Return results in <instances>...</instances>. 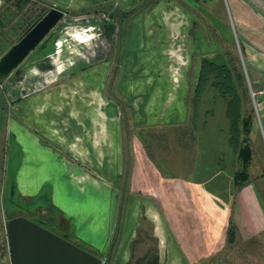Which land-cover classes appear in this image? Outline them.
<instances>
[{"label":"rangeland","instance_id":"374dc122","mask_svg":"<svg viewBox=\"0 0 264 264\" xmlns=\"http://www.w3.org/2000/svg\"><path fill=\"white\" fill-rule=\"evenodd\" d=\"M208 1L143 0L129 8L100 3L64 11L40 0H20L18 4L8 0L4 3L1 8L5 13L0 16V57L51 8L62 12L39 43L8 73L0 74V208L5 219L29 216L31 214L26 213L34 210L43 218L46 212L41 207L50 204L49 175L42 184L38 176V185L29 188L30 192L23 196L15 192L10 195L12 188L7 185L1 202L4 178L12 181L22 157L13 138L5 137V123L15 121L25 128H33L37 150L45 156L49 154V139H62L63 132L68 131L67 126L75 125L77 121L76 117L67 118L63 107L71 110L83 107L84 111L74 113L82 123L90 121L88 115H94L95 120L117 124L116 129L111 126L108 131L114 135L118 154L115 161L103 152L94 161L88 160L89 173L106 185L103 188L113 190V193L103 190L110 207L107 211L100 210L93 202L81 207L79 218H73L69 223L68 235L77 237L79 240L73 243L97 257L100 264H147L153 256L157 258L155 264H173L163 251L158 257L157 240L142 212L137 214L138 223L135 222L127 244L123 242L119 246L132 153L143 151L147 157L149 154L153 162L150 168L154 167L164 175L154 152L159 154L166 146L164 150L170 153L172 148L167 146V141L171 139V143L182 144L188 166L192 162L199 166L208 160L218 168V164L222 165L223 169H219L231 179L239 169V163L227 142L224 103L209 84L193 101L202 58L211 60L213 57L215 62H225L233 66L234 71L242 73L243 85L238 86L237 92L244 93V110L250 120L256 121L255 104L264 99V79L251 83L247 77L245 56L224 0H213L210 9L206 6ZM55 3L60 5L59 1L55 0ZM152 25L166 29V47L147 48L151 36H156L155 31L148 33ZM181 40L184 46L180 45ZM57 42L59 46L56 47ZM158 52V56L164 58H155L147 64ZM177 100H181V105L175 107L180 108V115L172 110L171 104ZM178 116L184 125L177 130L169 129L166 122L178 120ZM149 124H155V127L147 126ZM71 127L68 128L71 130ZM249 138L252 157L247 167V179L256 180L264 211V178L256 179L260 171L264 177V140L259 126L254 134L250 125ZM56 151L67 157L65 152ZM47 171L49 174V165ZM150 182L153 181L146 179L147 184ZM224 211L215 204L212 227L210 221L202 226L199 216L196 217L193 230L200 248L195 253L202 251L200 240L208 239L209 230L211 246L204 256L189 258L181 253V264H264V229L248 239L241 240L235 233L233 239L227 240L228 224H225V216L221 217ZM100 214L102 218L105 215L109 218L101 243L88 227ZM3 235L1 229L0 241ZM93 241L101 244L100 247L92 248ZM2 251L6 255L5 264H9L6 247ZM191 252L193 254V249Z\"/></svg>","mask_w":264,"mask_h":264},{"label":"crops","instance_id":"0c3cea01","mask_svg":"<svg viewBox=\"0 0 264 264\" xmlns=\"http://www.w3.org/2000/svg\"><path fill=\"white\" fill-rule=\"evenodd\" d=\"M6 1L8 0H0V16H4L3 13L5 12L1 7ZM22 1L30 2L31 0ZM40 1L64 11L66 8L76 10L100 3H105L106 5L113 4L117 8H129L143 0H56L60 2V5L56 4L55 0L51 2L49 0ZM208 2L206 6L210 9L213 5V0H209ZM224 3L234 24L235 33L245 56V66L248 70L246 73L248 74L247 77L251 83L263 80L264 0H224ZM207 12L210 13L208 10ZM163 28L153 26L152 29L148 30L149 34L155 31L156 34H154L156 36H151L147 48L162 49L167 46L164 34L166 33V29ZM180 45L184 46L182 40ZM158 55L159 52L157 55H153L156 57H151V60L146 63L149 64L148 62H152L155 58H164ZM212 58L211 60L214 61ZM157 59L155 62H157ZM215 63L220 64V62ZM130 83L132 84L133 82L131 81ZM177 93L180 95L182 92ZM143 94L144 92L141 93L142 96ZM174 96L176 95L174 94ZM171 105L174 107L172 109L173 112L177 111L180 115V108L177 107L176 109L175 107L176 105H181V100H177ZM63 109H65L64 112L67 118L74 119L76 117L77 121L75 125L67 126L66 130L68 131L63 132L62 139H49V154L45 156L37 150L38 146L33 134V128H25L15 121L9 122L7 125L5 123L3 127L4 135L5 137L9 136L13 138L15 148L19 149L22 157L21 163L18 167H15L12 181L10 182L9 178H4L3 185L1 186V202L6 193L7 185L13 189H10V195L15 192L18 196H23L26 192H30L28 191L29 188L38 185V176L41 178L40 183L42 184L46 180L45 176L48 177L49 175L50 204L49 206L41 207L45 210V214L48 215L46 222L55 233L65 240L68 238L69 240L76 241L79 239L68 235V230L71 219L79 218V209L86 207L91 202L100 210L105 209L107 211L110 207V205L107 206L108 202L105 200V196H103V190L105 189L103 187L106 185L95 179L92 172L89 173L90 166L88 160L94 161L96 156L102 155V152L108 154L111 160H117V143L113 139L114 135L112 136V133L108 131L111 126L116 129L117 124L113 122L111 125L109 122L105 123L101 121V119L100 121L95 120L94 118L96 117L94 115H88L87 118L90 121L82 123L78 119L80 117L77 114L74 115V113H81L85 108L79 107V110H71L69 107H63ZM254 110L256 121L251 118L250 125L253 127L254 134L259 126L261 137L264 140V99H259L256 102ZM183 122L180 116H178V120L166 122L165 125L169 129L173 128L177 130L184 125ZM69 126H72L71 130L73 131L68 128ZM147 126L155 127V124ZM54 135L56 136V134ZM248 139L250 140L249 137ZM170 140L168 139L167 141V146L172 148L170 153L164 150L166 146H164V149H161L163 151L159 152V154L154 152V155L157 156L156 160L161 168V172H164V175L159 174L154 167L150 168L153 162L143 151L142 153L138 151L132 153V168L128 177V196L125 201V213L120 226L119 246L123 242L127 244L128 238L133 232L135 222L136 224L138 223L139 216L137 214L140 215L142 212L141 215L150 222L151 233L157 240L158 257H160L163 251L164 254L167 253L170 256V262L177 264L183 261H181L183 254L189 258L193 257L192 255L204 256L208 253L207 251L211 246L210 230L208 232V239L200 240L202 251L195 253L200 247L194 235L193 224L196 222V217L199 216L202 226L210 221L209 224L212 227L215 204H219V208H222L223 211L225 209L226 212L224 211L225 213L223 212L221 217L225 216L226 225L228 222H231L239 239H248L262 232L264 229V211L261 203V194L256 186V180L252 182L248 178L239 187H235L230 177L218 167L213 166V162L211 161H203L199 166L192 162L188 166L189 160L183 157L182 144H177V142L171 143ZM56 150L65 152L67 157L59 154ZM156 151L158 150L156 149ZM73 153H76V156ZM33 160H37V163H33ZM39 161H41L40 165ZM81 161L84 163H81ZM44 162L49 163L44 164ZM48 165L49 174L47 171ZM262 178L264 177L260 171L256 175V179L260 181ZM146 179L153 182L147 184ZM105 191L113 193L111 188L109 190L106 188ZM114 201L117 202L116 200ZM225 204H228L227 207H225ZM38 213L40 212L34 210L26 213L31 214L27 215L28 217L24 215L16 216L36 218L40 216L37 215ZM101 216L100 214L97 217L98 219H94L89 225L86 223L90 231L96 234V237H99L100 243L102 232L106 230L107 221L109 220L106 215L103 218ZM9 218L12 217L5 219L0 208V230L3 229L4 234L3 239L0 241V264H5L6 261V255L2 251L5 247L9 263L4 227L5 222ZM183 225L184 228H182ZM92 245V248H96L100 247L101 244L94 243ZM192 249L193 254L191 252Z\"/></svg>","mask_w":264,"mask_h":264},{"label":"water","instance_id":"95a60500","mask_svg":"<svg viewBox=\"0 0 264 264\" xmlns=\"http://www.w3.org/2000/svg\"><path fill=\"white\" fill-rule=\"evenodd\" d=\"M61 15V10L51 8L16 44L2 54L0 74L8 73L39 43ZM4 227L9 264H100L94 255L24 216L9 218Z\"/></svg>","mask_w":264,"mask_h":264},{"label":"trees","instance_id":"16d2710c","mask_svg":"<svg viewBox=\"0 0 264 264\" xmlns=\"http://www.w3.org/2000/svg\"><path fill=\"white\" fill-rule=\"evenodd\" d=\"M19 1L15 0L17 4ZM242 79V73L234 71L233 66L225 63L218 64L210 59L202 58L193 89L194 101L202 94L206 85L209 84L216 90V94L224 103V116L227 121L228 130L227 142L235 151V156L239 163V169L232 174L231 178L235 187H239L246 181L247 167L251 159V150L248 144L251 120L250 116L247 113L245 114L244 93L237 92L238 86L241 87L243 85ZM148 158L152 161V157L149 154ZM218 165L220 169H223L222 165ZM28 219L54 232L46 222L48 219L47 215L43 216V218L38 216L36 218L29 217ZM225 232L227 240H231L235 236V228L231 222H228ZM66 239L73 243L72 240ZM156 259V256L151 257L150 260H147V264H155Z\"/></svg>","mask_w":264,"mask_h":264},{"label":"bare ground","instance_id":"6f19581e","mask_svg":"<svg viewBox=\"0 0 264 264\" xmlns=\"http://www.w3.org/2000/svg\"><path fill=\"white\" fill-rule=\"evenodd\" d=\"M59 46V42L56 43V47Z\"/></svg>","mask_w":264,"mask_h":264}]
</instances>
